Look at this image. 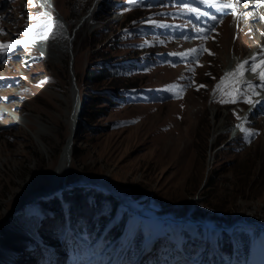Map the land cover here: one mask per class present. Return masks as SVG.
<instances>
[{"label":"rangeland","instance_id":"1","mask_svg":"<svg viewBox=\"0 0 264 264\" xmlns=\"http://www.w3.org/2000/svg\"><path fill=\"white\" fill-rule=\"evenodd\" d=\"M48 1L0 0V264H245L211 258L223 230L247 233L246 264H264V54L247 58L264 46L254 41L264 9L222 23L203 0ZM62 25L67 35L53 32ZM42 29L52 34L38 43ZM102 67L117 76L88 78ZM102 92L124 99L93 100ZM70 137L76 156L59 188L112 195L79 182L100 180L155 217H140L126 241L116 234L129 210L116 197L96 211L79 192L65 217L50 208L63 189L45 190ZM72 219L84 225L79 243ZM141 235L139 258L112 263Z\"/></svg>","mask_w":264,"mask_h":264},{"label":"trees","instance_id":"2","mask_svg":"<svg viewBox=\"0 0 264 264\" xmlns=\"http://www.w3.org/2000/svg\"><path fill=\"white\" fill-rule=\"evenodd\" d=\"M116 66V67H115ZM112 68H118V65H115ZM121 69V68H119ZM93 71H88L87 72V76L89 79L93 78H102V77H106V76H117L118 72H113L109 71L108 68L102 67L98 73L97 76L94 73H92ZM101 95L105 94L104 92L100 93ZM106 96H95V95H91L93 100L95 101H100V102H105L108 103L110 105H116L118 104L119 101L124 99V94L123 95H117L114 96L113 94H105ZM85 114V116H87L86 112H83V115ZM73 156H76L75 154V149L73 150L72 153ZM210 177L208 178V183L210 181ZM74 192H76L77 195H74L75 197H73ZM79 192H83V195H89L92 196L95 200V210L96 211H100V209H102L103 206V201L104 200H108L110 203H112V205H114L113 207H117L119 202L118 200L109 194H103L100 193L98 191H96L95 189L92 188H72V189H63L60 191L59 196H54V198L52 199V201L50 202V208L52 210H55L57 213H60V215H62L63 217H65V214L63 212V208L62 205L63 204H67L69 206V208L73 211L71 212V214H73L74 212V198H78L79 197ZM18 218V217H17ZM127 222V214L123 213L122 219L119 221V231L116 234V236L121 235L123 232L127 231L128 227L125 229V223ZM101 223V219L100 217H96L93 222H91V226L94 228V232H95V237L98 236L97 233V229L96 227H99V224ZM70 225L72 228H74V237L77 239L76 242L79 243V240L81 237L85 236V231H84V225H81V223H76L75 219H72L70 221ZM125 229V231H124ZM258 231V229H256ZM232 241V242H231ZM250 241L251 238L250 236L243 232V231H234L232 234H228L226 233L225 230H223L220 234L218 239L213 240L214 246H210L209 251H210V256L212 259H216V255L218 252H223L226 254V252L228 253V258L230 256H232L231 258L234 260H237L238 262H242V263H247L248 261V257H249V248H250ZM142 243H143V236L141 235L138 243H136V245H134V243H132L131 241L129 242L128 246L125 247L123 246L120 251L118 252V255L116 257L115 262L123 257V256H129L130 258H133L136 254L142 252L141 248H142ZM125 248V249H124ZM63 249L66 251V253L68 254V256L73 255V249L72 247H70V242L68 240H65V243L63 245ZM141 251V252H140ZM164 252L163 254H165V258H164V262H169L170 260L167 258H171L173 257L174 253L172 252V245L170 244V246H168L167 250L162 251ZM130 254V255H129ZM162 254V253H161ZM138 255V256H139ZM76 258L75 255H73L72 259H69V262L71 263L74 259Z\"/></svg>","mask_w":264,"mask_h":264},{"label":"bare ground","instance_id":"3","mask_svg":"<svg viewBox=\"0 0 264 264\" xmlns=\"http://www.w3.org/2000/svg\"><path fill=\"white\" fill-rule=\"evenodd\" d=\"M47 3L50 5V2L48 0H46ZM201 2V1H200ZM213 3V2H212ZM204 4V3H203ZM206 4V3H205ZM210 5V3H209ZM213 5V4H212ZM214 6V5H213ZM209 8V7H208ZM215 8V7H214ZM210 9V8H209ZM212 9V8H211ZM181 12V11H180ZM224 13V12H223ZM183 14V13H181ZM228 14V13H227ZM185 15V14H183ZM255 16V15H254ZM253 16V17H254ZM259 17H264V12H261L259 13ZM230 18V17H229ZM252 18V17H251ZM257 19V18H256ZM262 19V18H261ZM247 20V19H246ZM250 20V19H249ZM255 20V19H254ZM260 20V19H259ZM226 20H224L222 23H224ZM242 21V20H241ZM258 21V19H257ZM255 22V21H254ZM220 23V24H222ZM252 23V22H251ZM219 24V25H220ZM261 24V23H260ZM249 25V24H248ZM258 25V24H257ZM238 27V26H237ZM242 27V26H241ZM240 28V27H239ZM243 28V27H242ZM255 28V27H254ZM260 28V26H259ZM60 29V31H59ZM55 28V31L53 32H61L63 35H67V31H66V28L62 25L60 28ZM258 28L256 27V30ZM251 30V29H250ZM254 30V29H253ZM246 31V30H245ZM252 31V30H251ZM226 32H229V31H226ZM244 32V31H243ZM259 32H260V36L257 37V35H255L254 37V41L256 43V46L259 44V42L261 44H263L264 42V30H262L261 28L259 29ZM223 33V32H222ZM249 33V32H248ZM251 33V32H250ZM52 32L48 31L47 29H42L40 31H38L32 38H34L33 40H36V42H41V39H43L44 37L48 36V35H51ZM57 34V33H55ZM244 34V33H243ZM255 34V32H254ZM257 34V33H256ZM223 35V34H222ZM228 35V34H227ZM248 36V34H247ZM220 37V36H219ZM218 37V38H219ZM221 38V37H220ZM218 40V39H217ZM221 40V39H220ZM219 40V41H220ZM216 41V40H215ZM223 41V40H222ZM183 42V41H182ZM42 43V42H41ZM68 43H72V40L68 41ZM183 44V43H182ZM221 44V43H220ZM255 46V47H256ZM253 48V47H252ZM263 48V49H262ZM227 49V48H226ZM222 54V53H221ZM264 54V46L262 45L261 48H256L254 50V52L250 55H248V59L252 60V59H255V57H258V56H261ZM223 55V54H222ZM194 60V58H193ZM196 60V59H195ZM197 61V60H196ZM203 62V61H202ZM201 62V63H202ZM199 64V63H198ZM235 61H234V65H235ZM233 65V64H232ZM195 67V66H194ZM8 100V99H7ZM1 114V113H0ZM20 119H22L21 117H19ZM74 121H76V119L74 118ZM75 142L73 141V138H68L65 142V144L63 145L62 147V150H61V153L59 155V158H58V162H57V165L53 171V174H52V179L47 187V189L45 190V194H48V195H52L54 194L55 192L59 191L57 190L62 184V181L65 180V177L66 175H68L69 173V170H70V166H71V161H72V153H73V144ZM212 162V155L209 157L208 159V163H211ZM80 183H83L85 185H88V184H95V185H100L102 187H105L110 193H114L116 195H118V193L115 191V189L113 188V186L111 184H107L105 182H101L100 180H88V179H81L79 180ZM66 183V182H65ZM41 194V193H40ZM43 194V193H42ZM119 196V195H118ZM39 197V196H38ZM124 206V205H123ZM125 207V206H124ZM129 212V216H130V222H129V225L128 226V229H127V232H126V235L125 237H123V240L126 241L128 239V237L130 236V229L131 227L134 225V223L142 216H147V217H150L152 218L153 216L150 214V215H146L144 213H141V212H138L136 209L132 208L131 207V210L128 211ZM132 223V224H130Z\"/></svg>","mask_w":264,"mask_h":264},{"label":"water","instance_id":"4","mask_svg":"<svg viewBox=\"0 0 264 264\" xmlns=\"http://www.w3.org/2000/svg\"><path fill=\"white\" fill-rule=\"evenodd\" d=\"M77 126H75L74 127V130H73V132H72V137L74 136V134L76 133V131H77ZM69 184H67V183H64L63 184V187L62 188H58L57 190H60V189H63V188H65V187H67ZM72 185V184H71ZM112 194V196H114V197H116L120 202H121V204L122 205H124L128 210H131V206L130 205H128L127 203H126V201L119 195H116V194H114V193H111ZM31 197H38V195L37 194H33V195H31ZM153 218H155V217H153ZM208 226H210V227H213V225L212 224H207Z\"/></svg>","mask_w":264,"mask_h":264}]
</instances>
